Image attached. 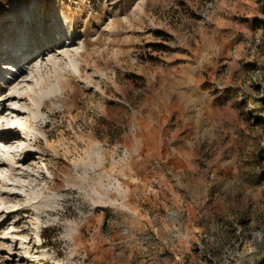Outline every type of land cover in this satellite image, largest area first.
I'll return each mask as SVG.
<instances>
[{
  "label": "rangeland",
  "instance_id": "374dc122",
  "mask_svg": "<svg viewBox=\"0 0 264 264\" xmlns=\"http://www.w3.org/2000/svg\"><path fill=\"white\" fill-rule=\"evenodd\" d=\"M1 47L0 264H264V0H0Z\"/></svg>",
  "mask_w": 264,
  "mask_h": 264
},
{
  "label": "crops",
  "instance_id": "0c3cea01",
  "mask_svg": "<svg viewBox=\"0 0 264 264\" xmlns=\"http://www.w3.org/2000/svg\"><path fill=\"white\" fill-rule=\"evenodd\" d=\"M204 110L203 107H200L194 112L185 111L181 113V116L186 115L185 121L181 123H160V138L156 140L160 153L157 154L155 159L156 164L154 165L153 163L152 165V167L155 166L152 177L144 178L145 181H142V184L151 188L154 186L156 188L160 187V191H163V193L166 187L175 185L170 172L174 170L178 162H187L183 158L187 160L195 156L194 154H190L187 149L184 150L182 145H189L193 140H197L198 145L205 142L204 129L200 128V125L196 122L197 117H200ZM191 113H193L194 117L190 116ZM177 115L173 116L176 118Z\"/></svg>",
  "mask_w": 264,
  "mask_h": 264
},
{
  "label": "bare ground",
  "instance_id": "6f19581e",
  "mask_svg": "<svg viewBox=\"0 0 264 264\" xmlns=\"http://www.w3.org/2000/svg\"><path fill=\"white\" fill-rule=\"evenodd\" d=\"M29 33L30 32H27V33H23L21 34V36H19L18 39H16V41H20L21 43H25V44H30V41L29 40ZM46 32L42 31L41 32V37L43 36V38H48L50 37L49 35H51V33H49L47 36H45ZM48 33V32H47ZM42 43H44V41H41ZM32 43V42H31ZM21 46V45H20ZM21 50L22 48H19V50H15L14 53H13V57H9L7 58L8 59H17L18 62L19 60L24 56L22 53H21ZM34 50H36V48H34ZM43 52L42 54H39L40 55V58L43 57V54L45 53V48H42L41 49ZM5 51L7 52V50H5L3 47L0 48V57L2 55H4ZM34 58V56H33ZM7 61H4L1 66V70H2V67L4 68L5 66V69L6 68H9L11 70V67L9 65L6 64ZM7 70V69H6ZM14 71L16 70L15 68L13 69ZM8 71V70H7ZM15 77V76H14ZM13 77L12 80H15V78ZM6 86L5 83H1V87L4 88ZM19 94H16L15 90H9L7 92H3L2 95L0 94V104H3L6 100L8 99H11L12 97L14 96H18ZM20 96V95H19ZM19 126V125H18ZM17 125H10L8 128H4V129H0V141H2L3 143L5 142H13L15 139H17L18 135H20V127L22 128L23 127V122H20V127H19V130H18V127ZM17 128V129H16ZM18 155V154H17ZM3 162L2 159H0V163Z\"/></svg>",
  "mask_w": 264,
  "mask_h": 264
}]
</instances>
